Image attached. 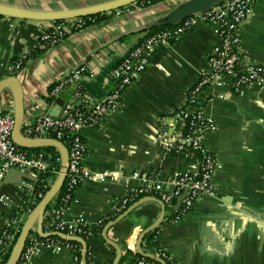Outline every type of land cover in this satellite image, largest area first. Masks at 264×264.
Returning <instances> with one entry per match:
<instances>
[{
	"label": "crops",
	"instance_id": "crops-1",
	"mask_svg": "<svg viewBox=\"0 0 264 264\" xmlns=\"http://www.w3.org/2000/svg\"><path fill=\"white\" fill-rule=\"evenodd\" d=\"M110 1L0 0V6L54 12ZM164 1L168 4L158 8L151 4L125 6L106 12L108 16L99 22L69 30L15 74H11V61L25 56L54 23L1 17L0 80L15 77L20 82L23 121H31L39 113L35 104L42 112L58 116L61 108L56 98L47 101L49 92L79 66L95 72L93 79L83 82L86 93L96 100L103 98L115 85L113 67L140 43L148 25L186 0ZM240 36L243 63L264 66V0L254 1ZM217 42L212 27L200 23L179 38L160 43L147 69L125 89L119 110L81 131L87 145L84 164L109 174L104 180H84L65 214L68 222L87 224L92 261L129 264L136 254L157 259L156 254L165 251L175 264H264V85L237 94L229 85L211 84L200 96L206 117L215 125L202 134L203 146L217 163L212 177L214 195L200 196L177 221L173 220L174 206L153 196L118 207L123 195L140 184L157 180L169 188L176 175L194 171L195 162L185 155L164 153L156 133L163 116L172 128L184 127V120L173 114L194 109L188 92ZM3 112L14 113L9 88L0 94ZM28 180V175L11 170L0 183V230L17 209H25L30 202L23 185ZM3 196L10 199L9 204L1 203ZM70 257L65 248H44L31 264H70ZM79 264H85L83 258Z\"/></svg>",
	"mask_w": 264,
	"mask_h": 264
},
{
	"label": "built area",
	"instance_id": "built-area-1",
	"mask_svg": "<svg viewBox=\"0 0 264 264\" xmlns=\"http://www.w3.org/2000/svg\"><path fill=\"white\" fill-rule=\"evenodd\" d=\"M254 1L222 0L210 9L191 14L168 29L145 36L113 67L115 85L99 100L89 96L83 87L85 79H93L95 72L87 66H79L60 79L49 92L51 97L63 100L60 116L42 112L39 104L34 105L39 113L33 120L23 121L20 132L31 139L57 140L66 147L68 163L63 187L67 193L61 198L62 202L70 200L71 194H75L84 180H104L109 175L107 172L92 171L84 164L87 145L81 131L96 126L105 116L119 110L125 89L147 69L157 45L169 39L179 38L200 23L212 27L218 42L207 58L206 67L188 92V102L194 109L190 112L183 108L173 114V117L184 120L185 125L182 129L172 128L167 122V116L161 117L156 133V141L164 153L185 155L195 162V169L193 172L176 175L171 179L169 188L162 187L157 180L140 184L123 195L118 207L125 208L139 198L149 196L157 198L166 206H174L177 198L186 191L180 207L175 210L173 220L177 221L193 208L200 196L214 195L212 177L217 163L213 154L203 146L202 134L207 129H214L215 125L206 117L200 104V96L211 84L229 85L231 91L237 94L264 85V66L259 63L244 64L242 60L240 27L247 19ZM84 23V17L62 20L38 39L48 42L49 47L53 46L62 40L69 30L82 28ZM24 58L25 56L11 61V74L20 70ZM64 92L67 96L63 95ZM14 124V113H0V183L9 171L18 170L29 176V180L24 181L23 185L27 187L31 196L36 191L35 183L39 177L46 173L58 174L61 157L60 154L54 156L51 153L30 152L27 148L18 146L12 139ZM133 176L137 177V174L134 173ZM43 195L38 194L40 198ZM75 201L74 196L71 204ZM9 202L8 197H1V203ZM25 209H17L0 230V258L9 247H14L26 217L31 212L28 210L27 213H20L19 210ZM67 210L52 208L49 211L48 225L57 230L66 229L67 237L81 232L83 226L88 228L82 220L70 222L65 220ZM44 248H65L70 251L68 245H54L29 235L19 259L20 264H31ZM156 257L161 262L171 259L165 251H159ZM78 262V257H70V264ZM132 264L158 263L140 258Z\"/></svg>",
	"mask_w": 264,
	"mask_h": 264
},
{
	"label": "water",
	"instance_id": "water-1",
	"mask_svg": "<svg viewBox=\"0 0 264 264\" xmlns=\"http://www.w3.org/2000/svg\"><path fill=\"white\" fill-rule=\"evenodd\" d=\"M138 0H113L104 4L83 7L70 10L54 11V12H37L28 11L11 7L0 6V15L9 18H19L28 20H42V21H56L74 19L79 17H87L95 14L106 13L112 10H116L125 7L129 4H133ZM222 0H186L179 6L170 11L167 15L151 22L148 27L152 26H173L180 23L183 19L190 16L193 13L205 11L211 7L219 4ZM9 88L13 94L14 99V118L15 124L12 132L13 141L22 148H38L50 146L55 148L61 157L60 170L50 185L49 189L45 192L40 201L36 204L35 208L26 217V220L22 226L20 234L15 242L14 248L11 251L10 257L4 264H17L19 262L22 250L25 246L30 232L33 230V225L37 221V232L44 235L41 231V226L44 220L45 211L48 208L52 199L61 190L64 184L65 175L67 172L68 153L66 147L59 141L53 139H31L23 136L20 132L21 125L24 119L23 108V92L20 82L15 77H8L0 80V94L3 90ZM56 103L59 104L62 113L63 100L56 98ZM186 195V191L180 195L174 209L177 210L182 200Z\"/></svg>",
	"mask_w": 264,
	"mask_h": 264
},
{
	"label": "trees",
	"instance_id": "trees-1",
	"mask_svg": "<svg viewBox=\"0 0 264 264\" xmlns=\"http://www.w3.org/2000/svg\"><path fill=\"white\" fill-rule=\"evenodd\" d=\"M159 1H163V0H138L137 2H135L133 4L127 5L126 7H131L133 5H138V4L146 6V5H149V4H152L155 2H159ZM122 8H124V7H122ZM107 16L108 15L106 13H101V14H95V15L84 17L85 23H84L83 27H85L86 25L95 23V22H99V21L105 19ZM1 17H3V16L0 15V18ZM52 22L54 23V25H56V24H59L60 22H62V20H56V21H52ZM170 27L171 26H165V25L148 27L144 30L146 32L145 36L150 35V34H154L156 32L164 30V29H168ZM47 43L48 42H46L44 40L37 39L35 46L25 55V58L22 59L21 67H23L28 60L35 58L40 53H42L46 48H48L49 46ZM17 59L18 58L16 57L13 61H16ZM15 73L16 72H13L12 74H15ZM53 100H54V97L50 96L47 98V101L50 103ZM27 150L30 152H43L46 154L51 153L54 156L59 155V152L55 148L50 147V146L38 147V148H27ZM58 167L59 166L57 164V169H58ZM56 176H57L56 173H46V174H43L41 177H39L38 181L35 183L36 191L31 194V196H30L31 200L28 203L27 208L25 210H19L20 213H27L28 210L32 211L35 208L36 204L41 199L38 196V194L39 193L45 194V192L49 189L50 185L55 180ZM66 193L67 192L65 190V187H62L61 190L52 199V201L50 202L46 211H50L52 208H56V209H59L61 211L67 210L71 206V202H72V199L74 198L75 194L72 193L71 194L72 198H70V200H68L65 203V202L61 201V198ZM48 223H49V218H45L43 220V223L41 226V231L44 235L40 234L39 232H37L35 230H32L30 232V235L36 236L38 239L48 241L54 245L55 244L68 245L70 247L71 256L78 257V261H79L78 264L80 263L81 258H83V261L85 262V264H99V263L92 261L90 258V246L88 244V239L91 236V232H90L89 228H86L83 226V227H81V232L74 234V236L67 237L65 235L66 229L57 230L54 227L49 226ZM11 251H12V246L9 247V249L1 256L0 264H4L7 262V260L10 257ZM140 258H145L149 261H155L158 264H175V262L172 258L167 259L164 262H161L158 259L145 257V256H141L138 254L135 255V259H133L132 262L129 264L136 262ZM20 263H21V261H19L17 264H20Z\"/></svg>",
	"mask_w": 264,
	"mask_h": 264
},
{
	"label": "rangeland",
	"instance_id": "rangeland-1",
	"mask_svg": "<svg viewBox=\"0 0 264 264\" xmlns=\"http://www.w3.org/2000/svg\"><path fill=\"white\" fill-rule=\"evenodd\" d=\"M168 4V2H166V1H159V2H155V3H152L151 5L153 6V7H157L158 8V6H161V5H163V6H165V5H167ZM112 12H115V11H113L112 10ZM14 247H12V249H13Z\"/></svg>",
	"mask_w": 264,
	"mask_h": 264
}]
</instances>
